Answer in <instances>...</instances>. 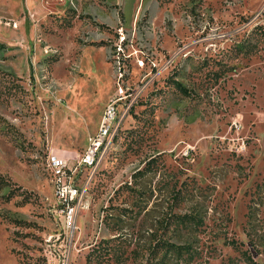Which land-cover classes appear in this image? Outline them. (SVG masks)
Segmentation results:
<instances>
[{
  "label": "rangeland",
  "instance_id": "374dc122",
  "mask_svg": "<svg viewBox=\"0 0 264 264\" xmlns=\"http://www.w3.org/2000/svg\"><path fill=\"white\" fill-rule=\"evenodd\" d=\"M255 26L264 29V0H0V69L14 83L0 88V175L10 183L0 188V264H96L85 255L100 239L122 253L97 264H143L170 206V176L198 188L172 211L194 206L202 223L179 238L196 255L169 264H245V248L264 264V41ZM245 37L253 51L234 54ZM111 98L115 137L93 172L69 174L80 192L66 229L48 157L71 166ZM149 155L157 159L141 178L144 194L114 193ZM13 185L28 202L3 198Z\"/></svg>",
  "mask_w": 264,
  "mask_h": 264
},
{
  "label": "trees",
  "instance_id": "16d2710c",
  "mask_svg": "<svg viewBox=\"0 0 264 264\" xmlns=\"http://www.w3.org/2000/svg\"><path fill=\"white\" fill-rule=\"evenodd\" d=\"M253 30L256 31L255 33H257V35L254 36L255 40L259 38L260 40L264 41V29H262L260 26H255ZM247 38H242L241 40L235 41L233 43L231 47L234 50V54L243 55L251 53L253 51L255 42L250 41ZM5 48V44L0 41V51L5 50ZM167 80L175 91H178L183 95H188V91L179 80H175L173 78H168ZM5 81H7L9 85H14L13 77L9 73L6 74L4 72H1L0 69V88L3 87L4 84H6ZM115 134L116 132L113 134L112 138L115 137ZM156 159V155L147 156L145 160L142 161L143 165L140 168H136L130 172V182H123L122 184H120L117 188H115L114 193L123 190L128 195L136 199L139 198L138 195H143L146 190V182L148 180H141V178L148 172H154ZM167 178L168 179L164 181V187L167 188V196L170 206L163 212L161 219L156 221V224L154 225L155 232H153V243L151 244V246H149L148 256L143 264H169L168 262L171 257H173L174 259L182 258L189 260L196 255L195 249L190 246L187 237L182 238L181 241H179V238L184 233H186V235H191L193 231H197V227L202 223L201 213L199 212V210L194 209V206L191 205L187 206L185 210L180 212H174L172 211V209L175 207H179L181 203L187 198L193 197L194 194L192 190H196L198 188H194V186H192L193 184H191L193 182L190 183L185 178H183L179 182L176 181L177 179H172L171 176ZM9 184L10 183L0 175V188H3ZM16 194L22 195L21 201L28 202V198H26V192L21 190L16 185H13L10 189H8V192L4 194L3 198L9 199L12 195ZM251 213V210H249L248 214H250V216ZM115 215L116 220H119L121 216L120 212L116 211ZM104 216H107V214L105 213ZM172 239L177 243L172 241ZM108 241L109 239L99 240V242H103L106 244L108 243ZM228 243L229 245H233L236 248H240V246L235 244L233 240H230ZM106 244H104L105 246L103 245L104 247L99 245H92L85 255V261L95 262L97 264L101 262L104 257L107 258L109 252L113 257L114 255L116 256L117 254L120 255L122 253V250L118 251L119 248L116 247L117 244H115L114 247H110ZM247 244H249V246L253 245L250 238L248 239ZM239 250L240 254L242 255V260L245 262V264H258L257 261H255L251 257V250L249 248Z\"/></svg>",
  "mask_w": 264,
  "mask_h": 264
},
{
  "label": "built area",
  "instance_id": "2783aa9c",
  "mask_svg": "<svg viewBox=\"0 0 264 264\" xmlns=\"http://www.w3.org/2000/svg\"><path fill=\"white\" fill-rule=\"evenodd\" d=\"M118 99L111 98L103 106L94 134L88 136L83 152L71 158V166L68 165L64 157L58 158L54 154L48 157V164L53 170L51 178L53 195L58 202V211L64 217L66 229H70L73 225V204L80 192V189L73 182H70L69 174L75 172L78 167H85L93 172L97 166V162L101 157V149L114 132L115 120L119 114L117 109ZM190 149H192V146L185 144L182 153L186 155Z\"/></svg>",
  "mask_w": 264,
  "mask_h": 264
},
{
  "label": "bare ground",
  "instance_id": "6f19581e",
  "mask_svg": "<svg viewBox=\"0 0 264 264\" xmlns=\"http://www.w3.org/2000/svg\"><path fill=\"white\" fill-rule=\"evenodd\" d=\"M114 129H116V127H115V126H114ZM114 129H113V130H114ZM113 133H114V132H113ZM112 136H113V135H112ZM112 136H111V137H112ZM107 141H108V140H107ZM106 144H107V143H106ZM106 144H105L103 147H105V146H106ZM101 150H102V149H101ZM73 213H74V205H73Z\"/></svg>",
  "mask_w": 264,
  "mask_h": 264
},
{
  "label": "water",
  "instance_id": "95a60500",
  "mask_svg": "<svg viewBox=\"0 0 264 264\" xmlns=\"http://www.w3.org/2000/svg\"><path fill=\"white\" fill-rule=\"evenodd\" d=\"M251 253L253 254L254 253V251L251 249Z\"/></svg>",
  "mask_w": 264,
  "mask_h": 264
}]
</instances>
